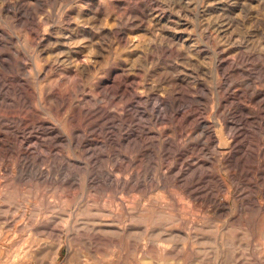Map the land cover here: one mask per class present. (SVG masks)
Masks as SVG:
<instances>
[{
    "label": "rangeland",
    "instance_id": "1",
    "mask_svg": "<svg viewBox=\"0 0 264 264\" xmlns=\"http://www.w3.org/2000/svg\"><path fill=\"white\" fill-rule=\"evenodd\" d=\"M59 262L264 264V0H0V264Z\"/></svg>",
    "mask_w": 264,
    "mask_h": 264
},
{
    "label": "bare ground",
    "instance_id": "2",
    "mask_svg": "<svg viewBox=\"0 0 264 264\" xmlns=\"http://www.w3.org/2000/svg\"><path fill=\"white\" fill-rule=\"evenodd\" d=\"M56 111H58V110H56ZM247 120V118L245 117V115L243 114V113H241L240 114V117L238 118V120L237 121H242V122H244V121H246ZM238 133H239V131H237L236 129H234L232 132H231V136H230V138L232 139V140H235L237 137H238ZM56 137V136H55ZM51 139V138H50ZM53 142V141H52ZM224 142H226V141H224ZM223 145H226V144H223ZM222 147H225V146H222ZM34 152V151H33ZM24 154H26V156L27 157H31V155H32V152H30L29 150H26L25 152H24ZM42 175V174H41ZM50 178H52V176L50 175H46V179L47 180H49ZM67 178H63V183H66L67 182V180H66Z\"/></svg>",
    "mask_w": 264,
    "mask_h": 264
},
{
    "label": "crops",
    "instance_id": "3",
    "mask_svg": "<svg viewBox=\"0 0 264 264\" xmlns=\"http://www.w3.org/2000/svg\"><path fill=\"white\" fill-rule=\"evenodd\" d=\"M57 264H61L60 262L59 263H57ZM66 264V263H65Z\"/></svg>",
    "mask_w": 264,
    "mask_h": 264
},
{
    "label": "water",
    "instance_id": "4",
    "mask_svg": "<svg viewBox=\"0 0 264 264\" xmlns=\"http://www.w3.org/2000/svg\"><path fill=\"white\" fill-rule=\"evenodd\" d=\"M222 146H226V145H222Z\"/></svg>",
    "mask_w": 264,
    "mask_h": 264
}]
</instances>
